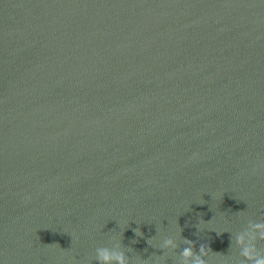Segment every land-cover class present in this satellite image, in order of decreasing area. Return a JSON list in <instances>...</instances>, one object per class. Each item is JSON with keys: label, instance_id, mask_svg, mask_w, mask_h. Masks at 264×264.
<instances>
[{"label": "water", "instance_id": "water-1", "mask_svg": "<svg viewBox=\"0 0 264 264\" xmlns=\"http://www.w3.org/2000/svg\"><path fill=\"white\" fill-rule=\"evenodd\" d=\"M261 221L264 0H0V264H250Z\"/></svg>", "mask_w": 264, "mask_h": 264}, {"label": "clouds", "instance_id": "clouds-1", "mask_svg": "<svg viewBox=\"0 0 264 264\" xmlns=\"http://www.w3.org/2000/svg\"><path fill=\"white\" fill-rule=\"evenodd\" d=\"M251 232H242L235 237V242L240 246V256L250 262V264H264V251H261L257 242H264V221L250 224ZM135 236L143 237L140 229H133ZM219 235V234H218ZM247 236V241H246ZM188 247H184L179 255L181 264H206L205 257H208L213 251L205 244H200L198 250L193 251V241L184 238ZM232 243V239H231ZM175 247L172 239H166L163 247ZM95 260L97 264H128L124 252L113 251L102 247L95 250Z\"/></svg>", "mask_w": 264, "mask_h": 264}]
</instances>
